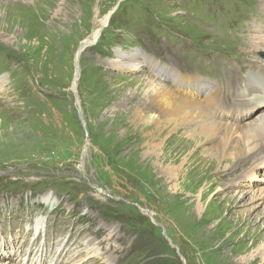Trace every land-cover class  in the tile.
<instances>
[{
    "label": "rangeland",
    "instance_id": "obj_1",
    "mask_svg": "<svg viewBox=\"0 0 264 264\" xmlns=\"http://www.w3.org/2000/svg\"><path fill=\"white\" fill-rule=\"evenodd\" d=\"M255 1L0 0V264H264V92L251 85L236 98L246 105L231 121L242 143L210 164L205 178H224L195 209L180 203L190 194L180 181L159 191L151 174L163 171L125 156L142 138L129 126L132 96L143 99L135 82L196 100L185 77L171 86L145 66L112 63L114 51L137 52L145 64L221 81L228 71L202 69L228 68L222 57L201 63L211 50L245 72V28L241 40L223 32L254 20ZM201 143L188 151L216 155Z\"/></svg>",
    "mask_w": 264,
    "mask_h": 264
},
{
    "label": "bare ground",
    "instance_id": "obj_2",
    "mask_svg": "<svg viewBox=\"0 0 264 264\" xmlns=\"http://www.w3.org/2000/svg\"><path fill=\"white\" fill-rule=\"evenodd\" d=\"M257 3L261 8V12L252 11L255 14L251 15L250 18L254 20L249 23L244 20L234 27H226L223 32L226 35H223L225 37L224 41L231 38H228L226 34L227 30L231 28L234 30L232 35L241 40L242 37H240L239 32H241V28H245L249 42L244 45V48L252 49L253 53H250V63L253 66L249 64L248 70L242 72L235 68L230 56L211 50L201 51L202 57L200 61L204 65H211L215 61L220 63L217 58L222 57L224 64L228 67L226 70H223L221 63L218 68H213L212 66L202 68L203 70H211L212 76L228 71L226 75L222 74L223 78H221V81L213 79L214 77L212 79L203 78L198 73L191 74L182 70L176 71V68H172L169 64L161 65L157 62L154 65L145 64L144 59H138L137 52L129 54L114 51L116 60L113 59L112 63L117 65L119 69L142 68L145 66L161 81H169L171 86L176 83L173 75L185 77L183 80V83H187L185 89L188 88L196 100H188L186 99L188 95L185 94L184 98L176 93L174 89H170L165 84L150 78L145 79V82L133 80L136 81L137 91L141 92L143 99H138L137 94L132 96L135 110H137L135 117L130 119L129 126H132L134 130L137 129L142 138L136 144L134 141V146L132 145V147L128 148L125 156L130 161H141L139 163L142 166L145 165L148 168L151 167L158 171H163V178L151 174V180L159 191H165L170 186L169 183L174 181L173 179L180 181L181 190L183 188L187 194L190 193L180 203L188 204L195 209L201 208V204L205 203L207 193L211 192L212 188L216 184L218 185V181L224 178V176H221L211 181H209L211 179L210 176L205 178L206 173L208 174L211 170L210 164L213 165L214 161H217V158L222 156V151L233 149V146L237 149L239 144L242 143L234 145L233 140L237 139V137L233 138V136L242 133V125L231 121L233 115L240 113L241 109L246 107V105L237 101L236 98L240 95L248 97V91L252 86H258L262 93L264 92V65L260 66L259 63L252 59L254 53L259 50L258 46H264V0H261V2L256 0L254 4ZM247 18L249 17L245 19ZM195 53L199 52L195 51ZM193 69L196 70L197 67ZM188 80L193 81L194 84L191 85ZM219 90L222 91V96ZM251 96H261V93L256 92ZM251 103L258 102L254 100ZM225 116H230L231 118L228 119ZM122 124L128 128L125 122ZM118 128H121L119 123H113L112 129L117 130ZM159 138L164 139L157 143ZM203 141L204 143L202 144L201 142ZM198 143L204 146H214L217 150L216 155L210 158L211 149L207 147L201 151H188L191 148L193 149V146L196 147ZM189 152L191 153L190 155ZM186 153H188V156H186ZM202 180H204L203 185H201ZM207 181L209 184L206 183ZM199 186L202 189L198 191L200 194L198 200L192 199V194L199 190ZM163 195L166 196L165 192ZM46 205L48 206L47 203Z\"/></svg>",
    "mask_w": 264,
    "mask_h": 264
},
{
    "label": "water",
    "instance_id": "obj_3",
    "mask_svg": "<svg viewBox=\"0 0 264 264\" xmlns=\"http://www.w3.org/2000/svg\"><path fill=\"white\" fill-rule=\"evenodd\" d=\"M111 14V13H110ZM95 42V41H94ZM92 44V43H91ZM91 44H88V45H85L84 47H87V46H89V45H91Z\"/></svg>",
    "mask_w": 264,
    "mask_h": 264
}]
</instances>
